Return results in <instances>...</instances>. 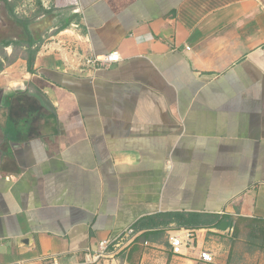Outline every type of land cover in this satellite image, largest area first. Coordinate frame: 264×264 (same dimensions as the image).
Listing matches in <instances>:
<instances>
[{
    "label": "crops",
    "instance_id": "0c3cea01",
    "mask_svg": "<svg viewBox=\"0 0 264 264\" xmlns=\"http://www.w3.org/2000/svg\"><path fill=\"white\" fill-rule=\"evenodd\" d=\"M55 2L77 17L33 30L32 70L0 18V264H80L128 227L140 238L104 262L264 264L214 225L264 218V0ZM177 213L200 220L163 223ZM178 228L195 237L174 253Z\"/></svg>",
    "mask_w": 264,
    "mask_h": 264
},
{
    "label": "built area",
    "instance_id": "2783aa9c",
    "mask_svg": "<svg viewBox=\"0 0 264 264\" xmlns=\"http://www.w3.org/2000/svg\"><path fill=\"white\" fill-rule=\"evenodd\" d=\"M60 46L70 52L72 56H77L78 52L75 47L69 46L67 42L59 41ZM119 60L118 52H109L101 55H91L84 58V65L92 66L93 68H104L111 63ZM139 232L128 227L118 235L110 239H102L98 242L97 248L93 251L87 250L82 263L89 264H110L103 259H112L115 255L126 250L137 238ZM194 232L188 228L171 229L167 232V240L171 245L174 253H180L181 248L191 247L194 241ZM146 243V242H145ZM200 259L203 262H212L213 255L208 250L200 252Z\"/></svg>",
    "mask_w": 264,
    "mask_h": 264
},
{
    "label": "trees",
    "instance_id": "16d2710c",
    "mask_svg": "<svg viewBox=\"0 0 264 264\" xmlns=\"http://www.w3.org/2000/svg\"><path fill=\"white\" fill-rule=\"evenodd\" d=\"M39 4L40 1L38 0ZM5 5L7 7V10L10 14V16L13 18L15 23H18L23 27V35L21 36V39L18 41H15V43H24L26 44L27 49V64L28 69L32 70V65L34 61V56L36 54V48L32 49V46L35 43L41 42V39L34 38L30 28H29V22L30 19L25 18L21 19L18 18L14 11L15 4L11 3L8 0H5ZM41 11H43L44 14L50 13L49 9H45L42 5H40L39 8ZM76 14L72 13L69 17H64V22L59 24L57 26V31L63 30L69 26L71 21L75 19ZM9 41H3V44L7 45L9 44ZM168 217L167 220H164L163 223L176 221L180 224H188V223H197L200 220V217L194 216V215H184V214H168L165 215ZM222 222H226L229 227L232 229V235L255 246H258L260 248H264V218H258V217H237L236 219H232L229 217H221L214 223V225H220ZM141 234L137 236L136 239L140 238ZM145 236V235H143ZM85 264V263H82ZM89 264V263H86Z\"/></svg>",
    "mask_w": 264,
    "mask_h": 264
},
{
    "label": "rangeland",
    "instance_id": "374dc122",
    "mask_svg": "<svg viewBox=\"0 0 264 264\" xmlns=\"http://www.w3.org/2000/svg\"><path fill=\"white\" fill-rule=\"evenodd\" d=\"M12 4L14 3V11L18 18L30 19L29 22V28L31 32H33L34 29L37 31L41 30L43 36L42 40L49 37L50 29H55V26L60 24L61 20L63 19V14H66L67 12H73L70 4L67 5H56L55 0H45V5L43 4V0H9ZM40 5H42L45 9H49L50 13L44 14L43 11H41ZM5 0H0V18L3 14V16H8L7 13ZM62 13V14H61ZM59 16V17H57ZM65 17V16H64ZM58 20V23L56 22V19ZM8 24L10 25V31L9 35L11 37H14L16 39L19 38V33L24 32L23 27L19 25L18 23H14V20L12 17H9ZM7 24V25H8ZM18 25L15 27V25ZM8 27V26H6ZM0 30H2V22L0 21ZM82 264V263H80Z\"/></svg>",
    "mask_w": 264,
    "mask_h": 264
},
{
    "label": "water",
    "instance_id": "95a60500",
    "mask_svg": "<svg viewBox=\"0 0 264 264\" xmlns=\"http://www.w3.org/2000/svg\"><path fill=\"white\" fill-rule=\"evenodd\" d=\"M220 226L221 227H226V224L225 223H222Z\"/></svg>",
    "mask_w": 264,
    "mask_h": 264
}]
</instances>
